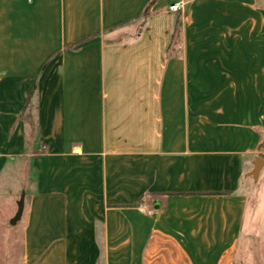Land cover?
Wrapping results in <instances>:
<instances>
[{
    "label": "crops",
    "instance_id": "crops-1",
    "mask_svg": "<svg viewBox=\"0 0 264 264\" xmlns=\"http://www.w3.org/2000/svg\"><path fill=\"white\" fill-rule=\"evenodd\" d=\"M258 157L264 0H0L21 264H236L264 227Z\"/></svg>",
    "mask_w": 264,
    "mask_h": 264
},
{
    "label": "rangeland",
    "instance_id": "rangeland-1",
    "mask_svg": "<svg viewBox=\"0 0 264 264\" xmlns=\"http://www.w3.org/2000/svg\"><path fill=\"white\" fill-rule=\"evenodd\" d=\"M22 178H25L24 175ZM21 178V179H22ZM20 189L17 190V200L20 198ZM17 205L6 197L0 200V211L4 223L0 228V264H21L23 255L22 223L19 220L15 225H10L9 219L16 213ZM10 212V214H8ZM7 216V217H6ZM261 235L244 234L236 264H264V227L260 228Z\"/></svg>",
    "mask_w": 264,
    "mask_h": 264
},
{
    "label": "water",
    "instance_id": "water-1",
    "mask_svg": "<svg viewBox=\"0 0 264 264\" xmlns=\"http://www.w3.org/2000/svg\"><path fill=\"white\" fill-rule=\"evenodd\" d=\"M264 161L262 158L258 157L254 164V169L251 172V175L254 177V179H257L259 176V173L263 167ZM18 209L15 214V216L10 220L11 225H15L19 220H21L24 207H25V192L22 193L20 200L17 203Z\"/></svg>",
    "mask_w": 264,
    "mask_h": 264
},
{
    "label": "trees",
    "instance_id": "trees-1",
    "mask_svg": "<svg viewBox=\"0 0 264 264\" xmlns=\"http://www.w3.org/2000/svg\"><path fill=\"white\" fill-rule=\"evenodd\" d=\"M79 45V44H78ZM27 110V116L26 119L29 122L30 125V134L31 136L34 135L35 131H36V122L34 120V114H33V105H31L30 103V99L28 101L27 106L25 107V110ZM45 146H42L39 148V153H45L46 148H44Z\"/></svg>",
    "mask_w": 264,
    "mask_h": 264
},
{
    "label": "built area",
    "instance_id": "built-area-1",
    "mask_svg": "<svg viewBox=\"0 0 264 264\" xmlns=\"http://www.w3.org/2000/svg\"><path fill=\"white\" fill-rule=\"evenodd\" d=\"M178 8H179V5L178 4H174V5L171 6V9L172 10H177Z\"/></svg>",
    "mask_w": 264,
    "mask_h": 264
}]
</instances>
